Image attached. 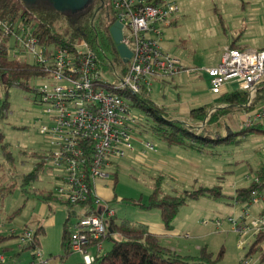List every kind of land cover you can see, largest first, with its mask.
<instances>
[{
    "label": "rangeland",
    "instance_id": "obj_1",
    "mask_svg": "<svg viewBox=\"0 0 264 264\" xmlns=\"http://www.w3.org/2000/svg\"><path fill=\"white\" fill-rule=\"evenodd\" d=\"M169 1L178 6V13L173 17L175 24L162 29L161 47L180 60L182 67L192 72L190 76L180 72L164 79L162 83L152 81L150 100L156 106L165 108L170 120L188 121L195 125L189 119L188 113L193 109L212 105L218 99V96L211 93L209 79L203 71L217 67L224 50L233 41H236L240 49H264V0ZM106 3L110 12V1ZM17 36L20 40L24 38L21 32ZM15 42H18V57L33 65L32 58L23 52L22 43L17 41L16 37H11L9 46L13 47ZM105 54L114 66L118 78L110 75L114 69L107 66H100V78L113 84L121 77L120 70L123 65L119 63L121 59L118 55L110 51ZM18 82L21 86L8 88L0 83V105L6 102V108L0 116V221L4 224L1 231L8 238L10 230L17 231L20 236L24 230L33 233L42 227L45 234L39 237V248L32 251H22L23 246L19 238L4 241L0 245V255L4 257L3 264H37L38 260L34 258L37 253L41 254L42 260L47 261V264H84L80 254H70L60 261V256L63 255L62 227L69 208L56 201L46 202L40 195V191L54 194L58 185L57 172L53 170L48 159L45 139L40 135L42 125L48 123L55 113L50 105L42 103L40 94L49 81L42 75L30 74L27 78L20 76ZM226 89L231 93L238 88L235 84H227ZM133 114L138 119L133 127L135 139L130 141L133 158L126 157L125 160L114 162V166L107 170L110 173L109 179L95 182L100 206L112 210L118 220H158L161 217L157 209L141 207L148 202L154 180L161 179V191L172 195L174 192L193 191L200 187L211 188L221 175L224 197L216 200L206 197L190 200L180 208L172 223L174 225L178 221L193 224L205 229L204 231L223 235L224 246L223 243H212V248H215L213 259H216L219 250L223 248L222 257L212 264H239L249 250V240L252 237L248 234L241 238L227 220H238L246 214V224L249 225L264 208L263 201L257 205H249L236 203L232 199L235 190L249 186L255 178V173L264 165V135L250 134L239 144L212 149L219 153L214 158L215 161H223L232 168V171L227 173L221 170L218 171L219 175L210 178L202 172L189 169L186 160L173 161L175 159H162V163L169 167L155 171L151 161L158 159H152L150 156L157 152L162 142L152 136L145 114L140 109L134 108ZM235 115L236 118L232 114L224 115L216 124L207 128L205 126L202 134L209 137H225L228 135L226 127L230 129V133H236L241 128L236 126L240 115ZM262 121L260 124L264 129V118ZM147 142L152 144L155 152L145 149L143 143ZM6 154L11 156L10 159L6 158ZM41 162H44L43 171L38 179L24 181V177L31 174ZM104 193L108 196L105 197ZM18 209H21V212L8 221L7 217ZM73 212L74 216H71L69 221L70 232L76 231L79 221L77 209L74 208ZM215 220L220 222L218 228L211 224V221ZM185 232L187 231L181 233V239L188 240L190 235ZM113 238L122 240L118 235H113ZM239 242L242 243L241 247ZM111 247L112 241L104 239L99 255L105 254ZM260 248L264 253L263 241ZM96 254L94 248L89 249L90 256ZM259 258L260 253H255L247 259V264H264V261L259 262Z\"/></svg>",
    "mask_w": 264,
    "mask_h": 264
},
{
    "label": "built area",
    "instance_id": "obj_2",
    "mask_svg": "<svg viewBox=\"0 0 264 264\" xmlns=\"http://www.w3.org/2000/svg\"><path fill=\"white\" fill-rule=\"evenodd\" d=\"M109 1L114 22L122 24L121 43L131 52L124 72L120 70L122 75L113 84L101 80L100 65L86 42H77L71 50L47 47L40 43L31 26L23 20H0L1 37H16L22 43L23 52L32 58L41 69L42 76L49 81L40 94L42 103L50 105L55 113L48 123L42 125L40 135L45 139L48 159L57 172L58 185L54 198L73 206L85 203L89 197L100 205V199L95 194V182L108 179L110 173L107 170L114 166V162L125 160L133 152L130 141L135 139L133 127L138 119L133 114L132 103L114 93L112 87L133 95L150 97L152 81L164 80L180 72L189 76L192 72L183 68L178 59L161 47L162 29L178 13V6L174 2ZM19 32L24 34L22 40L17 36ZM17 47L18 42L10 47V56H20ZM203 72L209 79L213 95L230 93L226 89L227 84H235L237 91L247 94L243 109L250 112L242 121V128L261 123L264 104L254 105V101L259 89L264 86V49L227 47L219 65ZM110 75L118 78L115 69ZM206 122L201 125L204 126ZM183 123L192 125L188 121ZM143 144L148 151L154 150L151 143ZM260 201L262 197L253 193L247 204L257 205ZM99 211L100 215L79 212L76 231L69 236V252L82 255L84 264H92L100 256L108 222L114 217L113 211L106 207H100ZM246 216L242 215L238 220L229 218L227 222L241 238L248 234L255 240L263 236L264 242V217L258 215L248 225ZM211 224L216 228L220 226L218 220L211 221ZM3 225V221H0V240L6 238L1 231ZM7 237L19 238L23 247L33 243V233L28 230H24L20 236L17 231L10 230ZM90 247L95 248V256L89 255ZM34 258L38 260L37 264H47L40 253ZM3 263L4 257L0 255V264ZM247 263V260L242 261V264Z\"/></svg>",
    "mask_w": 264,
    "mask_h": 264
},
{
    "label": "trees",
    "instance_id": "obj_3",
    "mask_svg": "<svg viewBox=\"0 0 264 264\" xmlns=\"http://www.w3.org/2000/svg\"><path fill=\"white\" fill-rule=\"evenodd\" d=\"M101 1L108 0H95L97 6L90 8L83 14L77 17H65L46 7L28 8L19 0H0V20H23L24 23L31 26L35 37L40 40V43L47 47L55 49L67 48L71 50L77 42L84 41L95 53L100 66L113 68L114 66H112L111 61L106 57L105 52L110 51L118 55L109 34V29L114 23L115 18L111 21H106L97 12L96 7L100 6ZM9 42V37H1L0 35V83L2 85L6 88L21 86L18 82L20 76L27 78L30 74L43 75L41 69L36 64L29 65L17 55L10 57L9 50L11 48ZM229 47L231 49H240L236 41H233ZM240 50L243 49L241 48ZM119 63L123 65L122 71L124 72L125 63L121 60ZM112 91L129 100L134 108L140 109L145 114L148 130L152 136L168 147H180L199 153H210L212 149L219 146L239 144L250 134L264 135V129L261 124H256L248 128H241L236 133H230L225 137L205 136L198 133L193 125L188 126L186 123L170 120L167 117L165 109L153 104L150 97H145L144 94L133 95L122 90H116L113 87ZM246 99L247 94L245 92L234 91L226 93L219 96L212 105H205L191 110L188 117L192 120L193 124H203L206 120L205 125L216 124L224 115L231 114L236 110H242ZM259 103L264 104V86L259 89L254 105ZM5 108L6 102L0 105V116H2ZM214 109L216 110L211 113ZM10 157V155L6 154L7 159H10ZM43 164L44 162L39 163L31 174L24 177V181L37 180L43 171ZM255 178L257 180H253L249 186L236 189L235 196L232 198L236 203H248L252 199L253 193L261 196L264 203V165L255 173ZM222 179L223 177H218V183L211 188L200 187L193 191L174 192V194L169 195L161 191V179L158 178L154 180L147 204L141 205V207L145 209H157L160 212L164 227L170 229L180 208L186 205L188 201L196 200L200 197L213 200L224 197L221 186ZM1 195L2 191L0 190ZM40 195L46 202L54 201L51 198V192L45 193L44 191H40ZM57 203L66 205L69 208L61 233L63 255L60 256V260L63 261L70 255L68 250L71 233L69 221L71 216H74L73 209L78 208L79 210H83L85 211V215H98V209L92 197H89L85 203L75 206L65 202L58 201ZM20 212L21 209L16 210L7 217V220H13ZM259 215L264 217V208ZM43 234V228L36 229L33 232V243L23 247V251H32L34 248H39V237ZM113 235L120 236L122 240H115ZM8 239H12V237H8ZM104 239H110L112 247L105 254L97 256L92 264H212L223 255V251L221 250L217 254L216 259H213L212 253H209L206 248H202L197 258L178 256L163 247L159 243L158 238L152 235L146 227L136 225L126 219L118 220L112 218L108 222L107 234ZM3 240H6V238H2L0 241ZM262 241L263 236L257 237L249 247L244 260H247L255 253H260L259 262L262 263L264 261V253H262L260 248Z\"/></svg>",
    "mask_w": 264,
    "mask_h": 264
},
{
    "label": "crops",
    "instance_id": "obj_4",
    "mask_svg": "<svg viewBox=\"0 0 264 264\" xmlns=\"http://www.w3.org/2000/svg\"><path fill=\"white\" fill-rule=\"evenodd\" d=\"M174 24H175V20L172 19L170 24L166 27H169V26L174 25ZM180 64H181V61H180ZM155 81L162 83L165 80H155ZM165 112H166V109H165ZM249 112L250 111H247L246 109H242L239 111L236 110L233 113H231L234 118H236L235 114L240 115L238 118V121L236 120V126L238 128H242L241 123L246 118V115H248ZM189 113H188V115H189ZM262 123H263V121H262ZM209 126H211V125H204V126L201 124L193 125V127H195L197 132L200 134H202V131ZM226 131L228 134H230V129L228 127H226ZM220 137H222V136H220ZM177 148H179V149H177ZM152 152H155V151H152ZM132 154H133V152L129 154L130 156L129 155L127 156V159H132L133 158L131 156ZM218 155H219V153L214 152V151H210V153H199V152H196L193 150H186V149H183L180 147H168L164 143H162V145L158 148L157 152L154 155H151L150 158L158 159L156 161H154V160L151 161L152 165L154 166L155 171H160V170H163V169H166L169 167L168 165L162 163V159H167V160L175 159L173 161L186 160L188 163L189 169L194 170L196 172L197 171L202 172L204 174V176H210V178H211L213 175H219L220 172H218V171L225 170V173L232 171V168L230 167V165H226L223 161H215L214 160V158ZM109 177H110V175H109ZM218 177H223V176L220 175ZM217 181H218V178H217ZM95 194H96V190H95ZM103 195L105 197L108 196L107 193H104ZM96 196H97V194H96ZM51 198L54 201H57L54 198L53 193L51 195ZM107 199H109V198H107ZM96 207L99 211V208L101 206L96 205ZM76 209L78 212H85L83 210H79L78 208H76ZM149 210H153V209H149ZM100 214H101V212H100ZM115 217H116V214L114 213L113 218H115ZM123 219H125V218H123ZM126 220H128V219H126ZM128 221H130L136 225L146 227L147 230L152 235H155L158 238L159 243L163 247L169 249L171 252H173L174 254L181 256V257L197 258L200 255V251L202 248H206L209 253H212V255H214L215 248H212V243L216 242L218 245L223 243V246H224L225 237L223 235L214 234V233L209 232V231H204L205 229H203L201 227L198 228L196 225H193V224L178 223V221H177V223H174V225L172 223L170 229H166L164 227L161 219L157 220V219L153 218V220H147V221L145 219L144 220L142 219L139 222H133L131 220H128ZM179 224H181V225H179ZM43 231H44V229H43ZM183 231H187L185 233L190 235V238H188V240L181 239L180 235H181V233H183ZM44 234H45V231H44ZM7 239L8 238H6V240ZM6 240L0 241V245ZM254 241H255V239H253V238L251 240H249V242H251L250 246L254 243ZM39 246H40V240H39ZM91 248H93V247L88 248V252H89V249H91ZM221 250L223 251V248H221L219 251H221ZM22 251H23V249H22ZM241 261H242V259L240 260L239 264L242 263Z\"/></svg>",
    "mask_w": 264,
    "mask_h": 264
},
{
    "label": "water",
    "instance_id": "obj_5",
    "mask_svg": "<svg viewBox=\"0 0 264 264\" xmlns=\"http://www.w3.org/2000/svg\"><path fill=\"white\" fill-rule=\"evenodd\" d=\"M26 7L34 8L38 6L52 9L54 12L63 15L65 17H77L87 11L94 0H19ZM122 24L114 22L109 29V34L115 46L116 52L120 59L126 63L130 57L131 52L121 43ZM100 215V211H98Z\"/></svg>",
    "mask_w": 264,
    "mask_h": 264
},
{
    "label": "flooded vegetation",
    "instance_id": "obj_6",
    "mask_svg": "<svg viewBox=\"0 0 264 264\" xmlns=\"http://www.w3.org/2000/svg\"><path fill=\"white\" fill-rule=\"evenodd\" d=\"M95 6H97V4H96V2L94 0L93 3H92V6L90 8L95 7ZM96 10H97V12L100 13V15H102V17L106 21H111V20L114 19L113 13H111V11L109 12V9H107V3H106V1H101L100 6L98 8L96 7Z\"/></svg>",
    "mask_w": 264,
    "mask_h": 264
}]
</instances>
